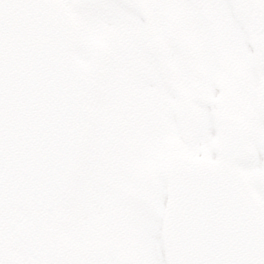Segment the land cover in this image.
Masks as SVG:
<instances>
[{"label":"water","instance_id":"95a60500","mask_svg":"<svg viewBox=\"0 0 264 264\" xmlns=\"http://www.w3.org/2000/svg\"><path fill=\"white\" fill-rule=\"evenodd\" d=\"M259 25L260 32L264 18ZM77 45V28L58 0H0V255L20 246L33 264L61 257L59 210L87 150L95 92L90 72L76 60ZM230 161L172 168L165 228L170 264H200L197 254L209 243L205 208L214 198L224 202L240 178ZM177 210L189 221L181 230Z\"/></svg>","mask_w":264,"mask_h":264},{"label":"flooded vegetation","instance_id":"af4514ba","mask_svg":"<svg viewBox=\"0 0 264 264\" xmlns=\"http://www.w3.org/2000/svg\"><path fill=\"white\" fill-rule=\"evenodd\" d=\"M62 2L67 5L71 2L73 6L83 8L84 17L102 26L100 33L87 31L88 38L100 35L101 40L117 42L120 46L118 50L126 57L119 65L123 76L107 73L108 65H101L99 75L95 76L97 93L94 102L105 105L111 97L120 103L132 102L136 99L137 81L153 72L162 75L173 97L175 88L186 91L192 74L198 76L206 88L215 87L216 103L224 111L230 106H237L242 100L254 98L252 88L246 85L250 69L255 64L254 36L249 37L243 32L245 25L236 14L231 12L223 18L222 12L214 9L192 10L170 6L183 0H136L137 5L152 18L153 28L150 29L141 12L129 7L124 0ZM157 42L162 46V53L159 54L154 53L152 48ZM90 49L95 54L101 48L91 44ZM176 55H179L182 75L173 64ZM105 113L106 108L101 104L93 106L92 131L95 135L101 136L108 131Z\"/></svg>","mask_w":264,"mask_h":264},{"label":"snow or ice","instance_id":"6c2138e0","mask_svg":"<svg viewBox=\"0 0 264 264\" xmlns=\"http://www.w3.org/2000/svg\"><path fill=\"white\" fill-rule=\"evenodd\" d=\"M170 6L222 13L238 7L257 12L261 8L259 0H249L243 5L233 0H183ZM251 111L255 128L248 132L236 130L234 138L237 142L246 141L254 149L236 163L255 171L235 180L221 205L209 202L206 206L204 235L209 243L197 254L200 264H264V107L253 99ZM210 131L215 134V129Z\"/></svg>","mask_w":264,"mask_h":264},{"label":"rangeland","instance_id":"374dc122","mask_svg":"<svg viewBox=\"0 0 264 264\" xmlns=\"http://www.w3.org/2000/svg\"><path fill=\"white\" fill-rule=\"evenodd\" d=\"M78 13H81V10L76 11V16ZM80 20V26L83 31H88V25L91 27V30L94 29L96 26L95 24L88 23L85 21V19H79ZM89 46V38L88 40L82 35L80 37V45H79V52H78V58L79 60L87 66V64L90 63L92 56L90 53V50L88 49ZM118 54H113L109 57V64L117 61V58L119 56H114ZM110 70H113L110 68ZM143 133L141 132V135ZM150 133H146V136H141L139 134L138 140L136 141L138 144V141L140 140L139 146L148 148L145 151L146 158L143 156V161L139 164H145L147 162L148 155L154 154V150L152 148L153 143H150L152 140L149 138ZM204 135V131L201 133V136ZM117 135L111 136L113 141L116 139ZM202 137L199 138V140ZM197 142V141H196ZM195 142V143H196ZM200 142V141H199ZM203 142V139L201 140V144ZM158 143H160L158 141ZM157 144V143H156ZM99 146V147H98ZM139 146L137 148H139ZM150 146V147H149ZM156 147H159L157 145ZM201 145L198 144L195 146V149L200 150ZM179 147L176 146L175 150L178 151ZM135 150V149H134ZM159 148H156V151H158ZM110 150L103 149L102 146L98 143L96 145L92 141L89 144L88 152L86 159L84 161L79 180H78V188H82L81 192L84 194L83 201L76 205V201L72 200L70 204L67 205L65 208V211L62 216V231L65 238V242L67 243L66 249H67V257H69L68 261L70 264H81V260H84V257H87V246H100L105 247L109 252L118 256L115 260L114 264H119V259L124 254H132L134 257H136L138 264H146L145 258L146 255L144 253L142 254V248L133 241V239H130L128 237V229L125 228V231H122L121 237L116 238L114 235L116 242H113L110 237H107L105 234H103V229L101 227L91 226L90 224V216L92 213V207L88 206L93 203V200L95 198V187L98 183V181L101 178H107L108 174L110 175L108 171H111V167L108 165L107 155L109 154ZM152 151V152H150ZM161 151V150H160ZM204 155H210L211 153H202ZM151 160V159H149ZM153 165V169L150 168L148 171L149 178L144 177L143 181L151 182L154 185L155 192H152L149 196L151 198L150 203L152 206V212L150 211V219L149 215H146L147 219L145 220L144 224H151L155 228V235L157 239V247L159 248V254L161 264H168L166 259V252H165V246H164V240H163V220H164V211L166 209V203H167V187L164 183L163 178L157 177L155 166H157V163L154 162V159L151 161ZM251 172H254L255 169L249 170ZM144 175V174H143ZM142 175V177H143ZM149 179V180H148ZM143 183V182H142ZM145 190V188H144ZM144 192V191H143ZM73 199V198H72ZM73 205L75 207L73 208ZM87 206V207H86ZM73 209V211H71ZM135 226L131 223H129V230H132V228L138 229L137 226H140L141 223L139 221L135 222ZM142 224V225H144ZM150 227V226H149ZM122 229V227H121ZM139 230V229H138ZM131 233H133L131 231ZM122 238L124 241H122ZM116 245V247L114 246ZM113 249L112 251L109 249ZM158 254V255H159ZM114 255V257L116 256ZM0 264H5L4 262H0ZM83 264V263H82Z\"/></svg>","mask_w":264,"mask_h":264},{"label":"bare ground","instance_id":"6f19581e","mask_svg":"<svg viewBox=\"0 0 264 264\" xmlns=\"http://www.w3.org/2000/svg\"><path fill=\"white\" fill-rule=\"evenodd\" d=\"M177 64L176 61H174ZM140 96L152 107L161 104L171 107L172 93L171 88L154 78L146 79L138 85ZM166 113L168 111H165ZM118 114H121L119 111ZM122 120L121 117H118ZM139 112L134 107L131 114V121L128 124L134 132L137 128ZM132 137L118 136L117 147L109 163L113 166L112 177L109 180L100 179L96 185V203L92 206V214L90 224L92 226L105 225L106 230H110V221L112 220L114 206L120 203V211L137 221L138 217L147 213L150 208L145 201V194L150 192L147 189L149 185L139 180L143 171L139 168V164L143 161L142 155L133 157L134 164L130 165L126 162L128 158V144ZM155 140L151 141L153 143ZM153 186V185H152ZM145 187L144 192L142 189ZM154 189V187H153ZM137 203L141 204L139 207ZM132 224L135 226V222ZM133 235L137 240V244L142 248V254L146 255V264H161L159 248L157 247V239L152 227H146L144 231L133 230ZM159 254V255H158ZM93 264H112L110 255L100 246H93L90 250Z\"/></svg>","mask_w":264,"mask_h":264}]
</instances>
